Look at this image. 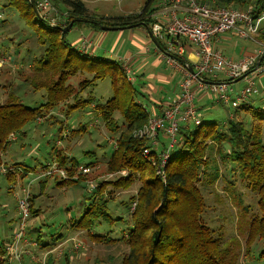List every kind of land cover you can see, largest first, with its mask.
I'll return each mask as SVG.
<instances>
[{"label":"trees","instance_id":"obj_1","mask_svg":"<svg viewBox=\"0 0 264 264\" xmlns=\"http://www.w3.org/2000/svg\"><path fill=\"white\" fill-rule=\"evenodd\" d=\"M48 1L51 9L42 11L37 7L41 17L35 13L29 0H5L2 5L8 10L18 11L33 27V36L40 50L30 63L33 73L25 77V82L34 93L43 90V100L34 105L24 103L13 92L0 102V175L8 184L7 192L15 195L17 218L19 200L25 197L29 204L28 221L41 213L40 208L33 207V203L39 200L50 181L60 187L84 181L89 185L84 196L85 206L78 218L69 219V227L87 231L89 238L95 242L109 243L120 237L127 251L119 264H264V88L258 81L264 72V34L260 33L264 24L251 39L252 42L257 40L262 48L260 51H263L257 57L258 60L263 56L258 65L256 60L257 67L262 69V73L254 76L256 91L237 107L228 106L233 108L231 118L219 122L208 119L211 114H202L199 110V102L205 94L210 97L215 95L206 89H198L200 92L194 95L199 94L196 96L199 107L196 106L195 96L193 102L200 113L201 123L195 125L179 121L174 142L170 145V139L164 131L166 122L156 130L153 138L139 131L147 127L152 117L163 116L178 100V95L151 103L140 90L143 84L138 81L132 62L124 63L95 53L90 39H87L90 41L89 45L86 44L88 47L83 49L80 47L81 38L74 42L68 40L66 34L69 30L63 33L60 29L70 23V30L73 27H86L93 31H101V26L141 27L153 47L163 54L168 36L161 34L153 42L148 33L154 23L161 22L151 17L159 9L158 0H148L138 12L114 17L89 10L84 0ZM198 1L238 11L252 6L254 16L264 11V0ZM34 2L36 5V0ZM0 22L5 23L3 19ZM180 41L185 46V52L177 59L180 65L187 67L192 62L184 54H192L193 46L185 38H180ZM125 65L129 66V72H126ZM115 70L122 72L130 87H123L119 97L113 95L105 101L97 100L90 89L98 80L109 77L113 89H119L115 84ZM80 73L91 77H83L74 88L68 80ZM224 79L222 75L217 78L205 74L199 76L203 82ZM195 85L192 87L194 92ZM128 88L131 92L137 89L142 100L133 99ZM85 89L88 92L83 96ZM128 93L130 96H127ZM70 98L71 101L63 107L62 116L68 117L75 111L80 114L92 111L95 114L93 120L103 121L113 134L118 130V122L113 118L115 112L119 113L125 124L117 137H110L106 145L102 146L111 149L87 163H79L70 155V144L61 148L58 145L67 139L71 142L73 137L81 136L82 139L87 131V123L79 122L77 127H70L56 113L58 103H64ZM183 110L182 106L180 111ZM80 117L83 116H79L78 120ZM32 123H46L49 126L58 124L47 159L34 165L25 164V160H9V147L25 136L26 127ZM94 127L98 129L97 124ZM20 148H23V144ZM85 153L91 157L93 152ZM165 154L167 157L160 166ZM104 158L105 172L109 179H102V175L98 174L99 161H104ZM52 167L65 170L67 176L62 177L54 172L41 175ZM30 174L35 176L26 186L21 185L23 196L17 195V181ZM218 178L232 187L239 185L247 188L257 205V212H248L245 214L247 218H242L247 230L241 263L237 262V254L230 246L213 236L212 229L202 218L205 199L200 184L212 185ZM34 181H37V192L30 194V186ZM134 182L139 185L129 200H121L109 207L112 200L110 192L113 189H127ZM133 203V211H129ZM247 206L250 209V205ZM117 208L126 209L127 216L123 218L121 213L114 214ZM116 224L123 226L117 231L119 237H112L108 232L112 233ZM15 228L16 225L14 231ZM26 230L33 231L36 228H28L27 223ZM26 230L25 238L29 243L25 247L34 243L37 245L27 236ZM77 241L73 239V244ZM8 244H3L0 252L5 253V245Z\"/></svg>","mask_w":264,"mask_h":264},{"label":"rangeland","instance_id":"obj_2","mask_svg":"<svg viewBox=\"0 0 264 264\" xmlns=\"http://www.w3.org/2000/svg\"><path fill=\"white\" fill-rule=\"evenodd\" d=\"M4 1L5 0H0V20L3 19L5 22L0 24V102L4 100L7 94L13 92L19 95L24 103L34 105L43 100V90L34 93L31 88L27 86L28 83L25 82V77L28 78L32 75L33 72H31L30 63L33 57L39 53L40 48L35 42L32 25L29 22L27 23L19 15L18 11L3 8L2 5ZM147 1L148 0H84L89 10L98 14H107L110 17L121 16L129 11L138 12ZM129 29H133L135 34L142 33L141 27ZM101 31L106 33L102 41L103 45L100 46V43L97 44V40H95L97 48H100V50L104 47L110 48L114 40V35H118L121 29ZM80 35L79 29L73 27L71 31L67 32L66 38L68 40H73V38L76 37L75 39L78 40ZM135 37L138 36L135 35ZM230 41L233 42L232 45H235L236 48L226 49L228 45L225 47L223 46V48L220 47L228 58L238 60L242 58L243 54H250L254 50V43L250 39H242L235 35L231 36ZM128 42L129 38L127 34H125L124 38H119L117 45L118 49L121 48L122 52L125 46H128ZM235 42L237 44H235ZM92 44L94 43L92 42ZM150 47L154 48L152 44ZM99 53L100 51L98 54ZM187 56L191 62H194L195 58L193 54ZM159 65L161 67L158 70L164 73H170L171 68L168 66L175 69L177 68L168 63L166 65L163 60H160ZM124 67H127V72L129 66L125 65ZM150 68L152 70V66ZM115 71V84L119 89H113L109 77L98 80L90 89L97 100L105 101L113 95L119 97L123 87L126 89L130 87L129 82L122 72H120V70ZM83 77L89 78L91 75L80 73L71 77L68 82L76 88V85ZM258 81L262 85V88H264V72L260 78H258ZM176 82L177 77L173 80L172 85L176 84ZM243 86V80L230 83L233 92L238 91ZM179 88V95H181L180 85ZM128 91L131 93L133 99L142 100V96L137 94V89L131 92L128 88ZM87 92L88 89H85L83 96H85ZM199 92L200 91L196 88L194 93L197 94ZM130 93H128L127 96H130ZM179 95L178 97H180ZM211 97L216 102H208L207 104H204V101L201 103L199 102L201 106L199 110L202 114L207 113L203 112L202 108H204V106H209L212 109V114L208 119H215L219 122H223L229 117L230 113H232L233 108L222 104L216 96ZM262 97H264V92L262 93ZM70 101L71 98L64 101V103H58V110L56 113H59V117H61L60 120L70 127H77L79 122L87 123V131L82 139L81 136L77 138L73 137L71 142L67 139L58 145L59 148H61V146L70 144L72 148L70 155L74 156L79 163H87L93 160L92 158L99 157L103 152H108V149H111L109 146H106V148L102 146L106 145L110 137H117L125 124L119 113L115 112L113 118L118 122V130L113 134L106 128L103 121L100 119L93 120L95 114L92 111H83L82 114H80L79 111H75L68 115V117L62 116L64 114L63 107ZM81 115L83 117H80L78 120V117ZM94 124H97L98 129H95ZM57 129L58 124L49 126L46 123H32L28 125L26 127L25 136L18 139L9 147V149H11L9 152V160L12 158L19 161L25 160V164L27 165L44 162L51 150V139L55 138L53 135H55ZM21 144H23V148H20ZM85 151L93 152L92 156L90 157ZM6 160L8 161V158ZM99 168L98 174L100 176L102 175L101 178L109 179L105 172V158L104 161H99ZM96 171L97 170H95L94 173H96ZM34 176L35 175L30 174L21 181H17V195L23 196L24 192L21 185L26 186L27 182ZM138 185V182H134V184L127 189H113L112 192H110L112 200L109 203V207H112L113 204L121 200L128 201L129 197L135 193ZM36 186L37 181L32 182L30 194H35L37 192ZM7 187V182L4 177L0 175V250L3 244L9 239L10 225L12 224L10 223V218L14 215L13 205L15 195L12 196L8 193ZM88 188L89 185L84 183V181H78L61 187L56 186L50 181L46 185L44 192L40 195L39 200H35L33 203V207L40 208L41 213L38 214V216L29 218L28 228L33 227L36 228V230H26L27 236L32 241H35L37 245L34 243V245L30 247H25L23 258L20 256L13 257L10 260L7 258L4 259L1 258L3 253L0 252V264H119L122 255L127 251L126 244H124L119 235H117V231L123 224L114 225V231L112 233L107 231L112 237H119L117 241L109 243L92 241L87 231L76 230L69 227V219L78 218L85 206L84 196ZM200 189L205 199V210L202 214L203 221L212 229L214 237L230 246L232 251L237 254V262L241 263L247 230L246 225L243 224L242 218H247L245 214L248 212L253 214L258 210L253 194L249 193L247 188L243 186L240 187L239 185H235L232 187L219 178L212 185L200 184ZM2 205L4 207H2ZM247 205H250V209ZM245 206L246 208H244ZM130 207L129 211H133L132 209L134 207ZM125 212L126 209L122 208L114 210V214L121 213L123 218L128 214ZM126 219V221H128V217ZM16 222L17 215L14 225H12L13 229ZM73 239L82 242V247L78 250H73ZM6 251L9 252L10 250L6 248Z\"/></svg>","mask_w":264,"mask_h":264},{"label":"built area","instance_id":"obj_3","mask_svg":"<svg viewBox=\"0 0 264 264\" xmlns=\"http://www.w3.org/2000/svg\"><path fill=\"white\" fill-rule=\"evenodd\" d=\"M36 5L42 11L52 8L48 0H36ZM158 6V11L154 12L151 17L154 16L161 22L152 25L151 33L154 37L161 34L168 36L163 55L168 64L177 67L183 74V79L180 82L181 95L174 105L165 111L163 116L152 117L147 127L139 133L147 134V137L153 138L156 130L162 128L166 122L164 131L170 139V145H172L179 121L195 125L201 123L200 113L193 102L195 95L191 88L192 82L197 85V89L208 90L223 104L231 107H237L240 103L245 102L249 95L256 91L254 76L262 73V69L256 65V60L263 51L257 55H243L242 58L233 60L225 56L220 48H215L213 40L219 35L231 31L239 38L253 39L261 25L264 24V11L254 16L252 15V6L246 10L238 11L212 6L209 3H201L198 0H158ZM180 38H185L193 46L192 54L195 58L191 65L193 72L180 65L177 59L185 52V46L181 43ZM86 44L89 45L90 41L82 37L80 47L86 49L88 47ZM203 74L211 78L222 75L225 79L203 82L199 80V76ZM241 76L240 80H243L245 85L233 92L230 83L235 82ZM182 106L184 110L181 112ZM229 117L231 118V115ZM166 157L167 154L163 156L160 166ZM50 169V171L42 172L41 175L45 176V174L54 172L59 173L62 177L67 176L65 170L56 167ZM82 170L86 171L87 169ZM134 205L135 203L132 204V207ZM28 214L29 204L25 197L19 200L16 228L12 241L6 246L7 250L12 251L13 257L22 256L25 253L23 248L29 243L25 238ZM81 246L79 241L73 244L74 250H78Z\"/></svg>","mask_w":264,"mask_h":264},{"label":"crops","instance_id":"obj_4","mask_svg":"<svg viewBox=\"0 0 264 264\" xmlns=\"http://www.w3.org/2000/svg\"><path fill=\"white\" fill-rule=\"evenodd\" d=\"M127 13H131V11ZM101 15L108 16L107 14H103V13ZM78 29H79V33H81L78 39L84 37L86 39H90V41L92 40V42L94 43L92 44L93 45L92 49H95V53H98L100 51V54L122 60L124 63L132 62L134 66V72L137 75V79L139 82L143 84L140 90L143 91L144 95L148 98V100L151 103L153 101L160 102V101H163V99L166 100L167 98L173 97L175 94L179 95L180 93L179 85H180L181 80L183 79L182 72L179 71L177 68L175 69L171 66H168L169 68H171L170 73H164L163 71L158 70L161 67L159 65L160 60H163L165 64L167 65L165 56L161 54L155 48L150 47L152 43L150 42V40H148L145 37L146 35L144 34L143 29H142L141 34H135L133 29H129V27L123 28L121 29V32L118 33V35H114L112 46L110 48L104 47L101 50L100 48H97V44L100 43V46L103 45L102 41L105 38L106 33L102 31H93L86 27H82ZM71 30L69 29V31ZM260 33L264 34V28L260 31ZM125 34H127L129 38V42H128L127 47L124 44L125 49L121 52V48L118 49L117 45L119 42V38H124ZM135 35H137L138 37H135ZM231 36H235V33L233 31L219 35L213 40V46L217 48H220V47L223 48V46L225 47L228 45L226 49H232L233 47H235V45H232L233 42L230 41ZM75 38H73V42L76 41ZM95 40H97L96 41L97 44ZM255 41L256 42H253L254 50L251 53L257 55L260 52V49L262 48L258 45L260 43L257 42V40ZM235 44L237 43L235 42ZM187 55H189V53L184 54L185 58L188 59ZM151 66H152V70L150 68ZM176 77H177V82L176 84L172 85L173 80ZM194 85L195 83L194 84L191 83V88ZM195 86L197 88V85ZM202 91H205V90H202ZM202 101H204L203 102L204 104H207L208 102H214L215 100H213L209 96V94H205V97L201 99V102ZM196 103H197L196 106L199 107L200 105L198 106L197 101ZM202 111L212 114V109L209 106H204V108H202ZM15 206H16V201H14V205H13L14 215L12 216V218H10L11 219L10 223L12 224L10 225V236H9V239L7 240V243H10V241H12V235L14 231L12 225H14V221L16 219ZM76 236H77V232H76ZM8 257L10 258L13 257L12 251H9V252L6 251V253H3V255L1 256V258H4V259Z\"/></svg>","mask_w":264,"mask_h":264},{"label":"water","instance_id":"obj_5","mask_svg":"<svg viewBox=\"0 0 264 264\" xmlns=\"http://www.w3.org/2000/svg\"><path fill=\"white\" fill-rule=\"evenodd\" d=\"M29 1H30V4H31L33 10L35 11V13H36L39 17H41L40 12H39L37 6L35 5L34 0H29ZM55 26H57V25H55ZM58 27H60V26H58ZM70 27H71V23L68 24L66 27H60V29H61V31H62L63 33H65V32H67V31L70 29ZM128 27H132V26L130 25V26H128ZM123 28H125V27H124V26H123V27H122V26H120V27H119V26H101V29H102V30H117V29H123ZM148 33H149V35L151 36L153 42H155V37H154V35L151 33L150 30H148ZM262 57H263V56H260V57L258 58V60H257V65L260 63ZM187 69H188L190 72H193V68H192L191 65H187ZM241 78H242V76L239 77L238 79H236V81L240 80Z\"/></svg>","mask_w":264,"mask_h":264}]
</instances>
